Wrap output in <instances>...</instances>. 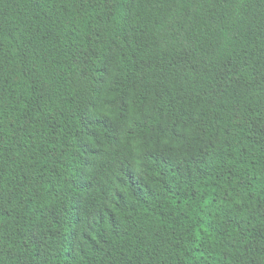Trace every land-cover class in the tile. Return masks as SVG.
I'll return each instance as SVG.
<instances>
[{"label":"trees","instance_id":"16d2710c","mask_svg":"<svg viewBox=\"0 0 264 264\" xmlns=\"http://www.w3.org/2000/svg\"><path fill=\"white\" fill-rule=\"evenodd\" d=\"M0 264H264V0H0Z\"/></svg>","mask_w":264,"mask_h":264}]
</instances>
